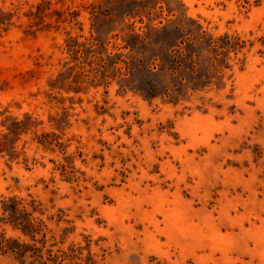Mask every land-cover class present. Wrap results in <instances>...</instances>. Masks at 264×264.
I'll return each mask as SVG.
<instances>
[{
    "label": "rangeland",
    "instance_id": "obj_1",
    "mask_svg": "<svg viewBox=\"0 0 264 264\" xmlns=\"http://www.w3.org/2000/svg\"><path fill=\"white\" fill-rule=\"evenodd\" d=\"M0 140V264H264V0H0Z\"/></svg>",
    "mask_w": 264,
    "mask_h": 264
},
{
    "label": "trees",
    "instance_id": "obj_2",
    "mask_svg": "<svg viewBox=\"0 0 264 264\" xmlns=\"http://www.w3.org/2000/svg\"><path fill=\"white\" fill-rule=\"evenodd\" d=\"M202 32H204V30H202ZM202 37L207 38L206 34H204ZM219 40H220V38H215L213 36H209V43L211 44L212 47L221 48V49H230V47L228 45H221ZM183 45H184V42L182 41V39H179L177 41V44L170 48L172 52H175L178 54V55L172 56V60H173L174 64L168 66V69L170 71H172V73H175L176 70H183L185 67V63L183 60L188 61V60H190V58L188 57L189 55L193 56L194 54H196L195 53L196 51H190V50L183 49L182 48ZM125 46L127 47V45H125ZM180 78L182 80L184 79L183 76H181ZM197 84H198L197 82L194 83L195 89H198ZM174 85H176V84H174ZM207 85L208 84L206 83L204 85V87ZM19 122H20L19 120H16V123H19ZM47 135L50 136V134H47ZM42 142H43V144H52L54 141H53V139H49L48 137H45V139H42ZM0 149H3V147H0ZM5 206L6 207H4V209L10 213L11 217L18 216L22 213L26 214V209L24 206L21 205L20 200L16 199L13 202L6 201ZM34 210H37V209L34 208ZM28 214L30 215V213H28ZM10 223L13 225L14 228H20V226H23V224H24V222L20 219H17V221L11 220ZM28 223L31 226V229H26V228L22 227L23 232L34 237V226L35 225L33 224L32 220H29ZM28 248H30V245L20 242L17 238L6 237L5 234H0V252L6 253V252L10 251L12 253L19 254L21 256H25L29 250ZM35 250L36 249H33L32 252H35Z\"/></svg>",
    "mask_w": 264,
    "mask_h": 264
}]
</instances>
